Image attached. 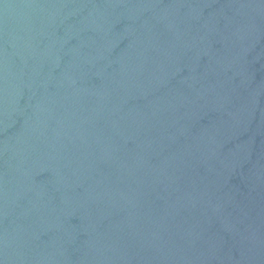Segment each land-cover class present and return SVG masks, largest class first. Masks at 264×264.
Instances as JSON below:
<instances>
[{"label": "water", "instance_id": "1", "mask_svg": "<svg viewBox=\"0 0 264 264\" xmlns=\"http://www.w3.org/2000/svg\"><path fill=\"white\" fill-rule=\"evenodd\" d=\"M0 264H264V0H0Z\"/></svg>", "mask_w": 264, "mask_h": 264}]
</instances>
